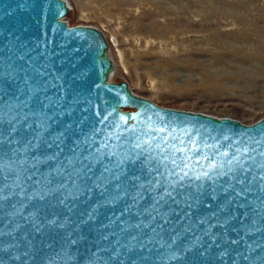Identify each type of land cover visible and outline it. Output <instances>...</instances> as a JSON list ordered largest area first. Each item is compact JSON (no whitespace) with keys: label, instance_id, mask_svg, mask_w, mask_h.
I'll return each instance as SVG.
<instances>
[{"label":"water","instance_id":"1","mask_svg":"<svg viewBox=\"0 0 264 264\" xmlns=\"http://www.w3.org/2000/svg\"><path fill=\"white\" fill-rule=\"evenodd\" d=\"M70 10L0 0V264H264V118L137 95Z\"/></svg>","mask_w":264,"mask_h":264},{"label":"rangeland","instance_id":"2","mask_svg":"<svg viewBox=\"0 0 264 264\" xmlns=\"http://www.w3.org/2000/svg\"><path fill=\"white\" fill-rule=\"evenodd\" d=\"M70 25L101 29L127 81L159 105L264 118V0H68Z\"/></svg>","mask_w":264,"mask_h":264},{"label":"snow or ice","instance_id":"3","mask_svg":"<svg viewBox=\"0 0 264 264\" xmlns=\"http://www.w3.org/2000/svg\"><path fill=\"white\" fill-rule=\"evenodd\" d=\"M123 119V118H122ZM158 131L160 132H163L164 129H159ZM147 143V141L145 142ZM191 145H192V148H198L197 144L194 142V141H190ZM180 144L183 145L184 144V141H180ZM141 145L137 144L136 147H140ZM158 148H160V150L163 152L165 151V149H171L173 151V154L175 155V153H181L182 156L181 158L183 159L184 163H183V167L181 168L180 165L177 163V160L175 158L171 159V163L172 165L174 166V168L178 169V172H174V173H171L170 175H178L179 174V171H184V169H188L191 167V165L188 163L189 160L192 159V157H189L186 155V152L188 151V149L184 146H181V147H177V145L175 143H169L168 142V138L167 137H164L163 138V145H157ZM225 155H227L225 153ZM200 159H207V157H200ZM169 160V157L167 155H164L162 156L161 158V163H164L165 161H168ZM236 163V164H240V161L238 158H234V160H229L227 163L228 165L230 166L229 167V171H232L234 170L231 165L233 163ZM217 167H220L222 168L223 167V164H219L217 165L215 162L211 163L209 165V168L212 169V170H215ZM242 167V165H241ZM220 175H226V173L224 172H221L219 173ZM202 176L204 177H208L209 176V172H203L201 174ZM201 175H197L196 176V179H200L201 178ZM186 176H188V172L184 171V175L180 176V179L183 180Z\"/></svg>","mask_w":264,"mask_h":264}]
</instances>
